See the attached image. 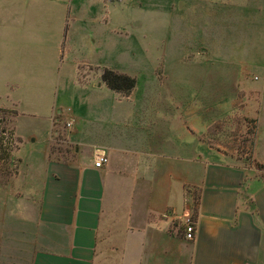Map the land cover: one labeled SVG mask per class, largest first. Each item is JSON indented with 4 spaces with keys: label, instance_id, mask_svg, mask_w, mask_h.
<instances>
[{
    "label": "crops",
    "instance_id": "1",
    "mask_svg": "<svg viewBox=\"0 0 264 264\" xmlns=\"http://www.w3.org/2000/svg\"><path fill=\"white\" fill-rule=\"evenodd\" d=\"M208 1L212 25L180 37L197 40L192 58L208 71L228 73L231 84L216 83L230 92L199 96L186 68L173 90L157 79L142 94L103 96L102 79L84 82L27 139L19 111L0 104L16 112L18 159L0 178V264H264V0ZM238 121L241 135L253 130L242 152L220 129ZM101 151L108 162L96 168Z\"/></svg>",
    "mask_w": 264,
    "mask_h": 264
},
{
    "label": "rangeland",
    "instance_id": "2",
    "mask_svg": "<svg viewBox=\"0 0 264 264\" xmlns=\"http://www.w3.org/2000/svg\"><path fill=\"white\" fill-rule=\"evenodd\" d=\"M211 3L0 0V104L19 111V135L27 139L50 128L51 117L57 116L60 107L66 113L71 107L69 103L82 93L81 83L101 82L105 69L135 78L137 94H142L148 80L167 79L166 87L173 90L176 74L188 78L184 68L196 72L199 96L218 90L230 92L228 87L216 83L224 76L231 84V78L226 77L228 73L208 71L205 67L208 63L202 57L192 58L197 52V40L180 37L190 31L200 34L205 30L208 23L201 12ZM184 41L188 45H183ZM213 74L214 78H210ZM252 82L258 85L262 80ZM154 83L151 89L156 86L157 91L159 82ZM77 88L81 90L78 93ZM96 91L103 96L117 94L105 83ZM6 110L0 111V178L4 179L13 177L18 168L14 156L17 143L10 140L15 133L16 112ZM220 129L235 132L236 141L244 143L240 152L246 144L250 147L251 131L241 135V122H230Z\"/></svg>",
    "mask_w": 264,
    "mask_h": 264
},
{
    "label": "trees",
    "instance_id": "3",
    "mask_svg": "<svg viewBox=\"0 0 264 264\" xmlns=\"http://www.w3.org/2000/svg\"><path fill=\"white\" fill-rule=\"evenodd\" d=\"M102 81L109 89L122 95H129L136 86L135 78L115 71L105 69L102 74ZM0 111H7L0 108Z\"/></svg>",
    "mask_w": 264,
    "mask_h": 264
},
{
    "label": "built area",
    "instance_id": "4",
    "mask_svg": "<svg viewBox=\"0 0 264 264\" xmlns=\"http://www.w3.org/2000/svg\"><path fill=\"white\" fill-rule=\"evenodd\" d=\"M73 125V120H69L66 123V127L70 128ZM10 140H14L15 143H17V137L15 134H12L10 137ZM108 162L107 154L104 151H101L97 154V157L94 161V166L96 168H101L104 164ZM182 223L184 226V237L186 240H193L195 235V226L196 222L192 218V216L189 213H186L184 217L182 218Z\"/></svg>",
    "mask_w": 264,
    "mask_h": 264
}]
</instances>
